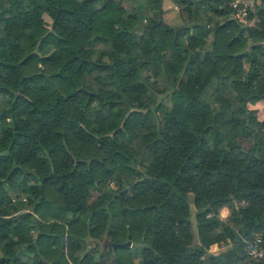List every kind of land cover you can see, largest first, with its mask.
I'll return each instance as SVG.
<instances>
[{
	"label": "trees",
	"instance_id": "trees-1",
	"mask_svg": "<svg viewBox=\"0 0 264 264\" xmlns=\"http://www.w3.org/2000/svg\"><path fill=\"white\" fill-rule=\"evenodd\" d=\"M162 1L0 0V264H232L264 240V0L245 24L231 0L157 24Z\"/></svg>",
	"mask_w": 264,
	"mask_h": 264
},
{
	"label": "built area",
	"instance_id": "built-area-1",
	"mask_svg": "<svg viewBox=\"0 0 264 264\" xmlns=\"http://www.w3.org/2000/svg\"><path fill=\"white\" fill-rule=\"evenodd\" d=\"M230 5L234 10L233 17L245 24L247 12L253 5V0H231ZM243 252V258L232 264H264V240L260 233L256 232L250 239L244 241Z\"/></svg>",
	"mask_w": 264,
	"mask_h": 264
},
{
	"label": "crops",
	"instance_id": "crops-1",
	"mask_svg": "<svg viewBox=\"0 0 264 264\" xmlns=\"http://www.w3.org/2000/svg\"><path fill=\"white\" fill-rule=\"evenodd\" d=\"M162 9L164 11L162 16L166 23L170 24L172 22L176 24L180 22L179 14H178V7L174 4L172 0H163ZM167 17H170L172 20H168Z\"/></svg>",
	"mask_w": 264,
	"mask_h": 264
},
{
	"label": "rangeland",
	"instance_id": "rangeland-1",
	"mask_svg": "<svg viewBox=\"0 0 264 264\" xmlns=\"http://www.w3.org/2000/svg\"><path fill=\"white\" fill-rule=\"evenodd\" d=\"M173 9H175V8H173ZM167 16H168V14H167ZM42 18L45 19V21L48 20V17L45 14H42ZM167 18H168V20H172L170 17H167ZM170 24H175V23L171 22ZM257 109H258L259 118L264 119V107L262 105H258ZM219 215L221 218L225 219L228 215V209L227 208H221L219 211ZM223 249H224L223 245L219 246L217 244L216 245L213 244L210 246V252H213V253H218L219 251H221Z\"/></svg>",
	"mask_w": 264,
	"mask_h": 264
},
{
	"label": "water",
	"instance_id": "water-1",
	"mask_svg": "<svg viewBox=\"0 0 264 264\" xmlns=\"http://www.w3.org/2000/svg\"><path fill=\"white\" fill-rule=\"evenodd\" d=\"M157 24H165L164 21H163V19H162V9H161V7H159V21H158ZM141 25H142V24H141ZM150 27H152V26H150ZM170 27H171L172 29L176 30V29L181 28L182 25L177 24V25H172V26H170Z\"/></svg>",
	"mask_w": 264,
	"mask_h": 264
}]
</instances>
